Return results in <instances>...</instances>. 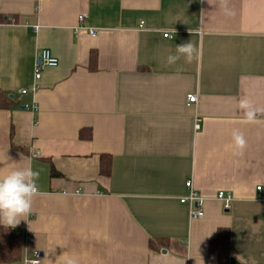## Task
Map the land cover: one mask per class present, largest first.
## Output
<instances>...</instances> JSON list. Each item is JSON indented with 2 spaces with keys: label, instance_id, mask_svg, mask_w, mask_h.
<instances>
[{
  "label": "crops",
  "instance_id": "1",
  "mask_svg": "<svg viewBox=\"0 0 264 264\" xmlns=\"http://www.w3.org/2000/svg\"><path fill=\"white\" fill-rule=\"evenodd\" d=\"M210 3L0 0V93L13 104L0 109V161L41 172L27 221L6 227L23 233L14 264L33 252L39 264L64 253L79 264H217L208 244L219 229L230 234L228 264H264V123L242 124L237 107L245 96L264 107V0H228L231 17ZM189 41L199 57L164 66ZM43 49L58 66L33 92ZM188 181L200 219L180 202ZM220 191L232 196L227 210Z\"/></svg>",
  "mask_w": 264,
  "mask_h": 264
},
{
  "label": "clouds",
  "instance_id": "2",
  "mask_svg": "<svg viewBox=\"0 0 264 264\" xmlns=\"http://www.w3.org/2000/svg\"><path fill=\"white\" fill-rule=\"evenodd\" d=\"M209 4L210 0H207ZM220 8L223 14L227 17L233 16L235 13L229 7L228 0H220ZM203 17V13L201 15ZM199 57L197 46L191 41L177 45L175 54H169L166 58L164 66L171 67L178 65V62L183 59L185 62H191ZM180 70L179 67L176 69ZM238 109L242 113L240 122L245 125H254L264 123L261 118L264 117V107H257L254 102L247 96L238 100ZM233 155L242 156L247 148V139L245 134L235 128L231 132ZM21 160L24 159L23 154ZM9 157L0 161L3 167H8L6 172L0 173V225L5 227H16L21 220H26L32 211L35 197L41 195V189L38 181L40 180L41 172L32 167H16L9 166L12 163H7ZM61 264H79V258L75 255L60 256ZM24 264H36L25 256Z\"/></svg>",
  "mask_w": 264,
  "mask_h": 264
},
{
  "label": "trees",
  "instance_id": "3",
  "mask_svg": "<svg viewBox=\"0 0 264 264\" xmlns=\"http://www.w3.org/2000/svg\"><path fill=\"white\" fill-rule=\"evenodd\" d=\"M96 55L92 53L90 57V69L94 68ZM13 106L11 100L0 93V109H9ZM80 137H83L80 132ZM109 158L102 157L100 173L109 174ZM55 173L52 172V175ZM162 245V241H157ZM23 244V233L18 230L0 226V264H14L20 261ZM150 247L154 248L153 241H150ZM209 253L215 255L217 264H228L230 258V234L227 229L217 230L213 239L208 244Z\"/></svg>",
  "mask_w": 264,
  "mask_h": 264
},
{
  "label": "built area",
  "instance_id": "4",
  "mask_svg": "<svg viewBox=\"0 0 264 264\" xmlns=\"http://www.w3.org/2000/svg\"><path fill=\"white\" fill-rule=\"evenodd\" d=\"M85 18L84 15H80L78 17V20L79 21H82L83 19ZM35 29H37L35 27ZM88 31V34L92 36H95L96 35V31L92 30V29H89L87 30ZM168 35L167 34H164L163 37H167ZM50 51L47 49H43L39 52L36 60H35V63H34V74H33V80H34V83H33V87H32V91H36L39 89V80L41 78V72L43 69H45L46 67L47 68H54V67H57L58 66V60L57 58H55L51 53H49ZM28 90L27 89H22L19 91V94L20 95H25L27 94ZM186 107H189L191 104H194L196 103L197 101V98H196V95H193V94H190V95H187L186 97ZM23 108H26V109H33L34 107L31 105V107H29V105H25L23 106ZM199 129V121L196 119L195 120V123H194V131H197ZM36 155H34L35 157ZM185 188H187V192H188V195L185 199L181 200L180 202L181 203H187L191 206L192 210L190 211V217L192 219H200L202 218L203 216V210H202V203H203V198L200 197L198 195L197 192H195L192 188V185H191V182L188 181L185 183ZM257 191L260 192L261 188L260 187H257L256 188ZM216 199L220 202H222L223 205V208L225 210H227L229 208V205L232 201V196L229 194V193H225V192H218L217 195H216ZM41 254H39V252H33L32 254V258L30 259L31 261H35L36 264H39L40 263V259H41Z\"/></svg>",
  "mask_w": 264,
  "mask_h": 264
}]
</instances>
